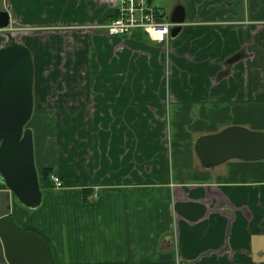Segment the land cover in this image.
<instances>
[{
  "label": "crops",
  "instance_id": "0c3cea01",
  "mask_svg": "<svg viewBox=\"0 0 264 264\" xmlns=\"http://www.w3.org/2000/svg\"><path fill=\"white\" fill-rule=\"evenodd\" d=\"M144 1L152 7V0ZM176 2L184 6L185 20L175 36L158 44L141 28L108 34L102 25L116 17L110 1L3 0L11 31L34 28L30 32L38 37L53 27L50 31L68 34L67 86L74 94L82 91L84 102L98 110L66 120L61 147L70 169L62 176L64 185L51 189L66 187L70 206L48 212L54 222L26 215L29 208L0 180V216L10 214L40 234L53 264L264 259V159L230 158L204 167L194 148L199 136L230 125L264 131V29L254 37L260 56L252 59L254 48L249 49L250 24L264 27V0ZM78 40L82 56H89L86 63L73 55ZM167 46L172 57L161 58L158 50ZM169 57L176 68L167 108L160 83ZM49 115L41 114V125L34 124L39 138L33 142L34 162L37 169L52 166L59 174L61 150L51 144ZM177 200H197L206 211L189 219L174 209ZM61 215L63 225L55 222ZM0 264H9L1 239Z\"/></svg>",
  "mask_w": 264,
  "mask_h": 264
},
{
  "label": "water",
  "instance_id": "95a60500",
  "mask_svg": "<svg viewBox=\"0 0 264 264\" xmlns=\"http://www.w3.org/2000/svg\"><path fill=\"white\" fill-rule=\"evenodd\" d=\"M185 8L177 3L169 20L175 36L185 20ZM9 28V14L0 10V30ZM33 64L28 47L11 42L0 48V180L28 208L40 205L42 191L34 163L32 130L24 127L31 117ZM195 151L204 167L230 158L264 159V131L230 125L203 134ZM174 209L189 219L204 215L206 206L197 200H177ZM0 239L9 264H53L48 242L36 231L18 225L10 214L0 216ZM180 264V263H179Z\"/></svg>",
  "mask_w": 264,
  "mask_h": 264
},
{
  "label": "rangeland",
  "instance_id": "374dc122",
  "mask_svg": "<svg viewBox=\"0 0 264 264\" xmlns=\"http://www.w3.org/2000/svg\"><path fill=\"white\" fill-rule=\"evenodd\" d=\"M176 1L177 0H152V7L151 8H153L154 10H157L159 13H161L165 17H169L170 12H171L174 4L177 3ZM2 4H3V0H0V8H2ZM145 5H147V2H145ZM246 10H247V8H246ZM21 28H28V27L14 26L13 34H15V36L14 35L13 36L15 38V41H19L17 36H16L17 32L19 31V34H22L20 37L23 41L26 40L27 42H30V44L33 45L34 47H36L38 44L41 45L42 50L40 51V54H41V58L44 59L43 62L38 64L37 69H36V93H37V96L35 99H36L37 105L41 108H40L39 112L35 111V114H31V117L29 118V120L26 123L27 127L32 130L33 142L34 143L36 142V144H37L39 142V138H38L37 132L34 128V124L36 121H38L39 125H41V121L39 120V116H41V114L44 115V114L51 113V111L53 110L52 106L55 105V103H52V101H51L52 95H50V97L47 98V100H46V96L50 93L51 87L54 84H56L58 86L64 85V83L66 82L65 74H66V76L69 75V72L64 70V68H65V65H64L65 52L66 51H67V53L70 52V49L68 47H65V44L68 41V34H66L64 32L60 33V32L50 31L53 27L44 28V29L48 30L47 34H41L38 37L37 36L33 37V39L29 41L27 38V35H24V33L25 34H28V33L25 32V30H22ZM76 28H80V27H76ZM261 29H264V27L263 28L262 27L260 28L258 26L255 27L254 25H251V24L249 26V45H250L249 49L254 48V51H250V53H251L250 56L252 59L255 56H260V54L256 53L259 45L254 41V37H255L256 33ZM52 32H54V33H52ZM35 35L36 34H33V36H35ZM2 39L3 40L1 41V43L4 42L5 35L2 36ZM172 51H173V49L169 46L163 47V49L158 50L161 58L162 57L167 58V56L172 57V53H173ZM72 52H73V55L77 54V56H78V59L76 61L77 63L88 62L89 56H87V57L82 56L83 51L81 50V47H80V40L75 42V45L72 49ZM92 56L97 57V53L95 50H94V53H92ZM175 68L176 67L174 66L173 60H171V58H170L169 60L168 59L166 60V64H164V66H162V69H161V83L160 84H161L162 89H163V99L167 103V108H169V103L171 102V100L173 98L171 84H172V75L174 73ZM77 77H79V72L77 74ZM64 86H61V88H56L55 93H59L60 95H63L64 94ZM109 89H110V92H109L110 97L111 98L114 97L115 104H118L119 102H117V99L119 98V96L118 95L116 96L114 94L112 96V92H111L112 87ZM100 92L102 93V91H100ZM80 94H82V100L86 101V97L82 91H80L76 96L79 98ZM78 98L75 100V102L78 103V106H75V105L73 106V110L78 111L77 114H83L86 112H98L95 103H93L91 105V104H87L85 102H80V101H78ZM120 102H121V106H122V104L124 102H122L121 100H120ZM49 116L51 117L50 125H52V127L55 129L56 124L53 120L55 118L51 114ZM167 116H168V114H167ZM68 117H70V114H61V119L58 120V129L56 130V133L58 132L57 137H54V135H53V137L51 138V142H52L51 144H53L54 147L59 145V147H57V148H59V151L61 150V153H60L61 154L60 155L61 161H60V163L58 162L56 164V167L59 170V171L58 170H56V171L59 172V174L56 173L55 171L50 172V173H55L58 176L59 175L64 176L63 174H66V172L70 169V165L67 166L66 163L64 162L63 154L65 153V148L61 147V144L64 142V140L60 139L61 136H63V138H64V134H66L65 126H66V120ZM168 138L169 137H167V139ZM40 142H41V140H40ZM34 163L36 165V168H38V163L37 162H34ZM48 179H49V177H48ZM50 183L52 184L51 181H50ZM52 187H54L53 184H52ZM64 189H60L59 191H62V192H58V191L52 190L50 187L41 186L42 200H41L40 205L35 207V208H29V210H24L23 212L26 215L28 214L29 217H31L32 219H34L38 223L54 222V219H53L54 217L52 215H48V212H50L51 210L63 209L64 207L70 206L69 202L66 199V191ZM89 199H92V197H90ZM94 199H95V197H93V200ZM69 201H74V200L70 198ZM40 210H42L43 212H41L37 215L35 212L40 211ZM55 222L57 224L63 225L64 216L61 215V218L56 219Z\"/></svg>",
  "mask_w": 264,
  "mask_h": 264
},
{
  "label": "built area",
  "instance_id": "2783aa9c",
  "mask_svg": "<svg viewBox=\"0 0 264 264\" xmlns=\"http://www.w3.org/2000/svg\"><path fill=\"white\" fill-rule=\"evenodd\" d=\"M115 5L118 14L102 27L110 35H121L134 28H141L156 43L166 44L169 41L170 27L173 23L168 17L161 16L153 8L145 5L144 0H105ZM117 4V5H116ZM49 180L55 188L64 184L60 176L49 174Z\"/></svg>",
  "mask_w": 264,
  "mask_h": 264
},
{
  "label": "flooded vegetation",
  "instance_id": "af4514ba",
  "mask_svg": "<svg viewBox=\"0 0 264 264\" xmlns=\"http://www.w3.org/2000/svg\"><path fill=\"white\" fill-rule=\"evenodd\" d=\"M0 10H5V9H4V7H2V8H0ZM21 29L25 30V32L28 33V34L24 33V35H28L27 38L29 41L33 39V33H31L30 31L34 28L28 27V28H21ZM4 35H5V39H4V42H2L0 44V48L2 46L8 45L11 42L15 41V38H14L15 34H13V31H11L9 28L0 30V37H2ZM21 35L22 34H19V31H18L16 36H17L19 41H15V42H19V43L25 45L26 47H28V49L30 50V53H31L32 64H33V82H32L33 107H32L31 114H35V111L39 112V110L41 108L37 105L36 99H35L37 96V93H36V69H37L38 64L41 63V54H40V50H38L37 46L34 47L33 45L30 44V42H27L26 40L23 41L20 37ZM64 85L58 86V85L54 84L51 87L50 93L46 96V100H47V98H49L50 95H52L51 101H52V103H55V105L52 106L53 110L51 111V113H49L55 118V119H53L55 124H56L55 129H54V131H55L54 137H57L56 130L58 129V120L61 119V114H77L78 113V111L73 110V106L74 105L78 106V103L75 102V100L78 98L76 95L80 92V90H77L76 93L74 94L71 91V89L67 86L66 82L64 83ZM61 86H64V94L63 95H60L59 93H55L56 88H61ZM79 98H78V101L84 102V100H82V94L79 95ZM83 114H87V112L83 113ZM24 127L26 128L27 125H25ZM60 139L64 140L63 136H61ZM57 147H59V145ZM60 177H61L62 182H63L62 176H60ZM258 261L260 264H264V259L263 260L259 259ZM229 263L230 264H241V263H238V261H235L233 259H231L229 261ZM180 264H190V263L181 262ZM247 264H253V260H247Z\"/></svg>",
  "mask_w": 264,
  "mask_h": 264
},
{
  "label": "trees",
  "instance_id": "16d2710c",
  "mask_svg": "<svg viewBox=\"0 0 264 264\" xmlns=\"http://www.w3.org/2000/svg\"><path fill=\"white\" fill-rule=\"evenodd\" d=\"M117 14H118V12H116V14H114V15H117ZM160 15L162 16V14H160ZM36 170H37V174H38V182H39L40 188H41V186H47V187L51 188L52 184L50 183L48 177H49V173L51 171H53V167L52 166H42L39 170L37 168H36ZM23 228L30 229L27 227H23ZM30 230H32V229H30ZM33 231H35V230H33Z\"/></svg>",
  "mask_w": 264,
  "mask_h": 264
}]
</instances>
